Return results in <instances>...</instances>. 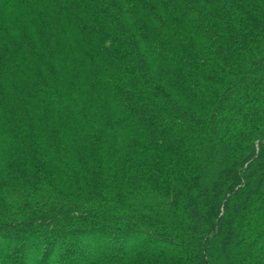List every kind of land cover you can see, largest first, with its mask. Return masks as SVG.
Wrapping results in <instances>:
<instances>
[{
	"label": "trees",
	"instance_id": "1",
	"mask_svg": "<svg viewBox=\"0 0 264 264\" xmlns=\"http://www.w3.org/2000/svg\"><path fill=\"white\" fill-rule=\"evenodd\" d=\"M0 264H264V0H0Z\"/></svg>",
	"mask_w": 264,
	"mask_h": 264
}]
</instances>
